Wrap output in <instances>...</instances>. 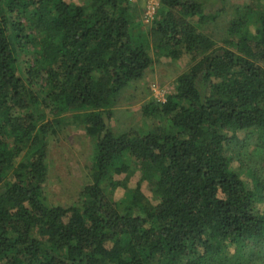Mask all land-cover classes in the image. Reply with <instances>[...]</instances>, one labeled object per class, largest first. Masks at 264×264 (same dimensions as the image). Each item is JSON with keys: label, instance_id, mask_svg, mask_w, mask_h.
<instances>
[{"label": "trees", "instance_id": "16d2710c", "mask_svg": "<svg viewBox=\"0 0 264 264\" xmlns=\"http://www.w3.org/2000/svg\"><path fill=\"white\" fill-rule=\"evenodd\" d=\"M224 2L159 0L146 36L190 66L142 109L165 127L115 135L118 96L152 64L129 0H0V264H222L264 238V182L247 188L227 155L250 130L264 143V4L237 9L217 48L199 27ZM69 114L93 144L89 182L49 206L48 139Z\"/></svg>", "mask_w": 264, "mask_h": 264}, {"label": "rangeland", "instance_id": "374dc122", "mask_svg": "<svg viewBox=\"0 0 264 264\" xmlns=\"http://www.w3.org/2000/svg\"><path fill=\"white\" fill-rule=\"evenodd\" d=\"M66 1L82 3V0ZM129 4L133 6L135 17L133 33L147 39L148 54L152 64L140 80L131 83L118 96L112 108V117L108 122L109 128L115 135L129 131L146 132L157 126L165 127L166 122L162 118L146 117L142 114V109L151 101L163 103L166 96L173 93L176 78L188 71L190 66L189 56L183 55L179 60H172L164 51L155 50L154 41L146 36L154 27V23L160 19V3L152 20L148 22L144 18V0H129ZM246 4L262 5L264 0H225L222 4L208 6L207 12L222 8L223 13L215 22L203 23L199 30L210 38L217 48L220 47L226 38L225 31L235 11ZM64 121V124L58 128L57 135L48 139L46 158L48 173L44 195L49 206H70L78 200L83 188L89 182L92 141L83 127L71 124L70 114L64 116ZM259 138L257 132L250 130L230 145L227 151L232 169L237 171L249 189L252 188L250 173L255 172L264 182V143ZM137 180L138 174L135 172L128 187L133 188ZM116 196L120 197L121 193L118 192ZM256 207L264 213V201L259 202ZM262 243L264 238H245L238 245L226 246L216 260H221L222 264H264V255L260 257L253 255Z\"/></svg>", "mask_w": 264, "mask_h": 264}, {"label": "built area", "instance_id": "2783aa9c", "mask_svg": "<svg viewBox=\"0 0 264 264\" xmlns=\"http://www.w3.org/2000/svg\"><path fill=\"white\" fill-rule=\"evenodd\" d=\"M145 5V21H151L153 15L155 14L156 10L159 6V0H144Z\"/></svg>", "mask_w": 264, "mask_h": 264}]
</instances>
